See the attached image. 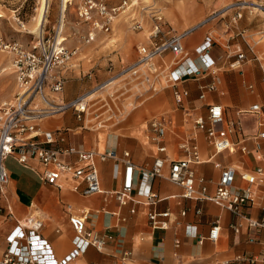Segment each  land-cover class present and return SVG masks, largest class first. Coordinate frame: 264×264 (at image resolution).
Masks as SVG:
<instances>
[{
	"label": "crops",
	"instance_id": "obj_1",
	"mask_svg": "<svg viewBox=\"0 0 264 264\" xmlns=\"http://www.w3.org/2000/svg\"><path fill=\"white\" fill-rule=\"evenodd\" d=\"M168 1L172 6L169 12L174 11L185 18L184 23H178L179 26L193 24L198 16L196 14L202 10V5L196 0H174L175 3L173 0ZM177 2H179L178 5ZM68 8L69 5L66 9ZM248 19L247 16L243 20L234 22L220 20L212 30L210 26L205 25L206 27L204 26L201 30L195 31L185 40L188 57L180 63H176L171 53L157 59L160 67L171 68L175 74L184 76V79L177 84L178 89L188 91V95L183 100V106L178 105L174 97V89L169 87L162 89L163 91L156 93L157 95L150 96L152 98L146 101L144 108L135 113V121L132 120L131 123H125V120L110 127L94 129L85 126L84 122L78 120L76 113L71 110L41 120L39 122L41 130L62 129L64 140L59 142L60 147L74 146L101 152L114 151L116 157L98 163L104 192L84 195L81 191L74 190L70 181L65 182L62 188L42 182L35 170L20 164L10 156L7 161L11 159L16 165L15 168H9L6 165L10 175L7 193L13 208V218L0 214V258L6 249V237L16 226V221L36 214L45 220L41 233L51 243L55 258L61 261L75 248V232L70 224V216L81 214L83 211L89 212L87 220L89 229L99 234H113L114 238L108 242L104 250L90 246L68 264H217L234 259L239 254L262 252L263 244L246 241L247 228L239 236L233 232L230 226L238 219L231 212L211 201L199 202L183 198V188L167 178L170 161L186 158L187 152L181 145L192 136L195 137L194 142L199 145L203 159L202 163L195 164L192 168L197 177L205 178L209 194H214L217 190L216 184L222 172L215 166L216 162L222 166L234 165L240 173L252 172L256 167L264 166L260 153H244L241 150L242 134L240 132L230 134L237 143L235 152L223 151L210 159L214 154L213 147L206 140L205 132L196 130L194 124V118L197 116L207 117L209 105L220 104L225 110L226 119L239 122L243 134H254L260 129L259 118L256 115H238L237 112L249 108L254 103H261L264 106V65L260 66L262 71L258 66L254 67L248 63L244 64L246 68L236 70L227 67L226 69L225 66L228 64L226 61H219V56L222 54L215 50L224 46L231 48L245 44V39L241 41L240 38H246L245 34L250 30L248 28L251 20ZM172 28L178 30L175 27ZM209 33L213 38L209 55L216 61L222 81L216 90L206 88L213 81V76L211 68L201 61L197 52L198 46ZM134 37L144 39L141 33L133 35L130 41L124 44L123 49L128 56L130 55L129 45L132 44ZM226 37L229 38L226 39ZM147 41L149 44V37ZM141 44L147 43L139 45ZM6 69L8 68L4 66L2 71ZM46 89L49 87L47 86ZM3 91H5L4 88ZM11 93L12 89L8 87L3 95L10 96ZM62 93V100L75 97L72 92ZM202 94L204 98H201ZM7 102H2L0 108ZM153 118L164 119L167 122L164 142L167 147L166 152H159L158 144L152 140L149 121ZM247 145L252 147V142L249 141ZM124 151H130L136 165L144 169H151L156 158L159 157L165 160V165L163 176L154 179H150L145 172L137 170L132 194L133 201L129 205L121 206L109 192L116 191L121 186L124 166L119 158ZM72 159L76 162L75 157ZM31 163L38 170L43 169L37 159L33 158ZM236 183L240 187L248 185L239 176ZM84 186L83 184L80 189ZM254 188L262 194L261 184L256 183ZM150 193L157 194L161 200L156 204H149L147 197ZM262 201L264 202V198ZM131 206L136 208L135 213H131ZM197 208H201L200 214H196ZM184 209L187 210L185 215L182 214ZM151 210H169L171 212L170 227L166 230L153 228L148 219V213ZM251 212L255 216H260L259 205H256ZM114 213L125 217L126 220L121 221L119 215ZM216 220L220 221L222 228L219 239L212 241L208 236ZM199 237H202L203 243L199 242ZM178 242L181 243L177 244ZM126 250L131 252V256L124 259L122 255Z\"/></svg>",
	"mask_w": 264,
	"mask_h": 264
},
{
	"label": "built area",
	"instance_id": "obj_2",
	"mask_svg": "<svg viewBox=\"0 0 264 264\" xmlns=\"http://www.w3.org/2000/svg\"><path fill=\"white\" fill-rule=\"evenodd\" d=\"M68 2L69 5L76 7L80 23L87 25L88 30L84 40L90 43L99 33L110 34L116 18L132 4L133 0H121L119 3H113L112 0H68ZM238 16L240 17L241 14ZM212 18L213 16L184 31L167 26L162 20L163 17L156 19L149 36L150 43L139 45L137 59L125 71L132 82L144 88L143 93L137 94L138 97L145 93H148L150 97L162 89L172 87L176 102L179 106H183V100L188 95V91L178 89L177 84L184 79V76L175 74L171 68L160 67L157 59L168 53L178 58L176 63L186 59L188 52L185 48V40ZM136 25L140 27V23ZM62 33L63 30L57 27L52 38L47 39V44L44 40L38 39L30 47L19 42L7 41L0 36V51L12 54L20 88L15 100L4 103L0 108V214H5L8 218H13V208L7 193L10 175L6 161L10 156L20 164L35 170L42 182L62 188L65 182L70 181L72 188L81 191L84 195L104 192L98 163L116 157L114 151L101 152L95 149H79L74 146L60 147L59 142L64 140L62 129L44 131L39 127L38 120L69 110L76 113V118L84 122L85 126L87 116H91V120H96L95 126L87 125V127L94 129L120 123L125 114L122 98L130 92V89L110 92L98 98H92V92L78 94L69 100L56 101L46 98L47 86L52 93L64 92L65 78L58 72V68L66 66L77 53V48L70 49L65 41L61 40ZM212 45L213 38L209 33L198 46L197 52L201 61L211 68L213 81L206 88L216 90L222 81L218 74L216 61L209 55ZM231 56L228 54V58ZM245 57V53L239 49L237 58L230 61V66L240 69ZM39 97L45 100L49 107H40ZM201 98H204V94ZM237 114L256 115L259 118L260 129L254 134H243L239 122L226 119L225 110L220 104L209 105L207 117L194 118L196 130L204 131L206 140L213 147L214 154L210 159L223 151L235 152L237 143L230 134L240 132L242 134L241 150L244 153H260L264 164V106L261 103H254L249 108L239 110ZM149 128L152 140L158 144L159 152H166L167 147L164 144L167 130L166 120L153 118L149 121ZM194 140L195 137L192 136L182 143L181 147L187 152V156L170 161L167 178L183 188V198L199 202L211 201L231 212L238 219L230 226L233 232L239 236L247 228L246 241L264 245V202L262 201L264 198V166H258L252 172L242 171L240 173L234 165L222 166L216 162L215 166L222 172L216 184L217 190L214 194H209L205 178L197 177L192 168L193 165L203 162L199 145ZM249 141L252 142V147L247 145ZM73 157L76 158V162L73 161ZM33 158L43 166L42 170L32 165ZM119 160L124 166L122 183L119 189L109 194L113 195L121 206L129 205L133 201L132 194L137 170L145 172L150 179L163 176L165 165L163 158H156L149 170L137 166L130 151H124ZM238 176L248 185L238 186L236 183ZM256 183L263 186L262 194L254 188ZM83 184L84 188L80 189ZM147 198L149 204H156L161 200L155 193H150ZM256 205H259L260 216H255L251 212ZM130 211L135 213L136 208L131 206ZM186 212L187 210L184 209L182 214L185 215ZM195 212L200 214L202 210L197 208ZM88 215L89 212L83 211L81 214L70 216V224L75 232V248L61 261L55 258L51 243L41 233L45 221L43 218L31 214L24 219L17 220L16 226L6 237V249L0 258V264H68L90 246L104 250L114 236L109 233L99 234L89 229L87 227ZM170 217L169 210H151L148 213L149 224L155 229H168L171 224ZM119 218L121 221L126 220L120 215ZM212 225L208 237L212 241H217L222 227L219 220ZM198 240L203 243L202 237ZM129 256L131 252L126 250L122 258L127 259ZM257 262L264 263V248L258 254L243 253L234 259L217 264H255Z\"/></svg>",
	"mask_w": 264,
	"mask_h": 264
},
{
	"label": "rangeland",
	"instance_id": "obj_3",
	"mask_svg": "<svg viewBox=\"0 0 264 264\" xmlns=\"http://www.w3.org/2000/svg\"><path fill=\"white\" fill-rule=\"evenodd\" d=\"M120 1L112 0L113 3H119ZM196 2L202 5V10L196 14L198 16L193 24L187 23L184 26H179L178 23H184L185 18L174 11L173 13L169 12L172 6L168 0H133L126 12L116 18L110 34H97L94 40L86 43L84 36L87 34L88 28L87 25L80 23L74 5L66 9L65 17H63L62 13L60 14L63 6L62 0L50 1L47 23L43 25L39 32H33L37 23L35 16L40 0H0V36L7 41L19 42L26 47H30L38 39L44 40L47 44V39L52 38L55 28L64 21L63 33L60 35V37L63 36L61 40L65 41L70 49L77 48V53L71 58L72 60L66 66L58 68V72L65 78L64 93L66 91L68 93L72 92L77 96L84 92H91L94 89L98 90L101 87L95 94V98H98V96L110 92L130 89V92L122 98V103L125 110L123 121L126 120L125 123H131L132 120L135 121V113L144 108L146 101L152 97H149L148 93L138 97L137 94L143 93L144 88L132 82L125 71L137 59V46L140 43L148 44L147 38L154 22H156V16H162V20L166 22L167 26L175 27L179 31L195 27L211 16L213 18L205 24L210 26L211 30L217 26L220 20L234 22L243 20L248 16V20H251V25L248 28L250 30L245 34L246 38L241 39V37L240 40L245 39L249 43L244 40L245 44L231 48L224 46L215 50L222 54L219 56V61H226V64H228L225 66L226 69L227 67L235 69L230 66V61L237 58L239 49L246 56L241 68H246L244 65L246 63L254 67L258 66L260 69V66L264 65V0H196ZM254 3H257L258 6ZM238 14H241V16L239 17ZM138 23L143 26L137 27L136 24ZM205 25H201L197 30H201ZM141 33H143L144 39L134 37L131 41L132 44L129 45L130 55H126L123 49L124 44L130 41L133 35ZM228 38L226 37V39ZM228 54L232 56L228 58ZM171 58L174 59L172 56ZM175 59L177 61L178 58ZM4 66L8 69L2 71ZM0 72L1 105L4 101L13 102L15 94L20 90L12 54L0 51ZM262 76L261 73V79ZM8 87L12 89V93L10 96H5L3 93L6 92ZM3 88L5 91H3ZM45 95L49 100L61 101L63 93L55 94L46 89ZM38 104L40 107H49V104L40 97L38 98ZM95 122L96 120H91V116H87L86 124L88 126H95ZM143 126L145 127V123H143ZM6 163L9 168H15L16 166L11 159Z\"/></svg>",
	"mask_w": 264,
	"mask_h": 264
},
{
	"label": "bare ground",
	"instance_id": "obj_4",
	"mask_svg": "<svg viewBox=\"0 0 264 264\" xmlns=\"http://www.w3.org/2000/svg\"><path fill=\"white\" fill-rule=\"evenodd\" d=\"M52 0H40V5L38 7V11L37 14L35 16V21L37 22L35 24V30L33 32H39L40 29H42L43 25L45 23H47V13H48V8H49V2ZM64 0H62L63 3ZM174 1V0H173ZM175 3V1L173 2ZM179 2H177L176 4L178 5ZM192 4V3H191ZM255 5H257V3H254ZM69 5V2H67V0L64 1L63 6H62V15L63 17H65V12H66V7ZM71 6V5H69ZM258 6V5H257ZM191 8V7H190ZM256 8V7H255ZM127 10V8L122 12L125 13ZM189 10V9H188ZM121 13V14H122ZM159 17L162 16H156V19H158ZM64 21H62V24L60 26H58L59 28L62 29V27L64 26ZM146 32V31H145ZM146 34V33H145ZM99 90L94 89L92 92V98L95 97V94L98 92ZM99 97V96H98Z\"/></svg>",
	"mask_w": 264,
	"mask_h": 264
}]
</instances>
